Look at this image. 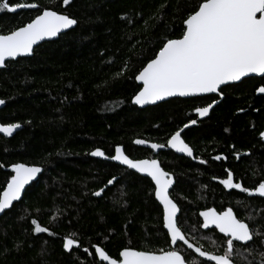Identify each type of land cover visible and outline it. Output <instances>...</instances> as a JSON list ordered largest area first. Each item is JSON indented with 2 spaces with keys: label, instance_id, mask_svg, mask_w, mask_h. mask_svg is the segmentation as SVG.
Masks as SVG:
<instances>
[{
  "label": "trees",
  "instance_id": "trees-1",
  "mask_svg": "<svg viewBox=\"0 0 264 264\" xmlns=\"http://www.w3.org/2000/svg\"><path fill=\"white\" fill-rule=\"evenodd\" d=\"M12 2H36L40 10L69 14L78 23L58 40L38 46L32 57L8 62L0 71V99L5 101L0 123L21 125L10 139L0 135V193L14 174L11 165L24 163L44 170L23 199L0 215V264H99L92 247L96 244L113 258L125 246L157 254L169 250L153 183L127 168L90 157L96 148L114 155L117 145L131 159H158L174 176L171 197L180 208L179 226L197 246L219 254L226 239L201 227L199 213L206 209L223 212L231 207L239 219L252 216L246 222L264 232V198L249 197L220 183L228 171L234 182L248 188L264 181L260 136L264 94L256 92L264 77L226 87L223 98L172 99L145 109L132 103L140 87L135 75L158 52L165 36L181 35L182 20L196 0H76L67 8L62 0ZM37 14V9L0 12V33L28 23ZM125 64L127 70L117 75ZM213 99L220 103L199 121L195 108ZM192 119L196 126L182 135L194 151L192 159L168 150L155 156L134 143L144 139L166 145ZM112 176L117 181L95 196ZM32 218L55 235L34 234ZM72 234L81 246L69 252L63 239ZM179 247L189 260L204 261L184 245ZM248 247L254 249L251 255L237 244L235 264H260L258 253L264 251L260 238Z\"/></svg>",
  "mask_w": 264,
  "mask_h": 264
},
{
  "label": "snow or ice",
  "instance_id": "snow-or-ice-1",
  "mask_svg": "<svg viewBox=\"0 0 264 264\" xmlns=\"http://www.w3.org/2000/svg\"><path fill=\"white\" fill-rule=\"evenodd\" d=\"M62 3L64 6H69L72 0H62ZM165 7L166 3L162 4L158 11L162 12ZM19 9H37L38 14L28 23L6 34L0 33V68L6 67V61L32 55L34 45L38 42L57 37L78 23L77 19L69 14L60 13L51 8L40 10V5L36 2L20 3L0 0V12L6 10L16 13ZM151 18L156 19V15L153 14ZM147 24L148 21H145L146 26ZM182 25L181 35L178 38L165 36L160 42L158 52L135 75V80L141 86L133 97V103L155 104L168 97H196L206 94H216L223 98L224 89L240 82L242 78L251 74L264 77V0H196V3L186 12ZM126 70L127 64L117 75H122ZM256 92L264 94V83L256 88ZM218 102L213 99L206 106L196 107L195 112L199 117H205ZM3 104L5 101L0 99V105ZM196 123L197 120L192 119L184 124V128ZM20 127L18 123L0 124V133L12 136L13 132ZM182 131L183 129H180L172 134L166 145L151 143L150 148L159 150L167 146L192 157L193 149L182 138ZM260 136L264 138V132H261ZM134 143L146 145L148 141L137 139ZM249 154L245 153V155ZM91 155L116 161L128 169L151 178L154 182L155 198L163 205V227L167 229L169 237V250H160L159 254L125 246L113 258L104 247L99 244L92 245L99 264H105V262L107 264H206L209 261L214 264H235L236 242L245 246L249 255L254 249L248 245L254 238L259 237L261 245H264V232L250 227V224L246 222L253 217L239 219L233 208L229 207L219 213L215 209L200 213L203 217L202 228L209 229L214 226L226 237L220 245L223 248L221 253L204 250L202 246L191 242L179 226L180 209L178 204L170 198L169 193L173 179L156 159H131L119 145L115 147L114 155H106L100 148L92 151ZM236 158L239 159L240 154H236ZM214 159L220 160L221 156H216ZM11 170L14 174L10 176L6 188L0 193V213L10 209L14 201L21 200L25 186L43 171L41 167L24 163L11 165ZM117 179L116 176H112L105 187L93 194L100 197ZM220 183L226 189H236L249 197L264 198V181L259 182L254 188H248L241 182H234L233 173L228 171L226 178L221 179ZM30 224L34 234L55 235L49 227L41 225L35 218L31 219ZM181 244L186 246V250H191L205 260L197 261L195 257L189 260L181 251L179 247ZM80 246V241L75 238V234L63 239V248L66 251L71 252ZM83 250L89 253L88 248ZM258 255L260 264H264V251L259 252ZM248 264H252V261Z\"/></svg>",
  "mask_w": 264,
  "mask_h": 264
},
{
  "label": "water",
  "instance_id": "water-1",
  "mask_svg": "<svg viewBox=\"0 0 264 264\" xmlns=\"http://www.w3.org/2000/svg\"><path fill=\"white\" fill-rule=\"evenodd\" d=\"M74 1H76V0H72V3H73ZM72 3H71V4H72ZM71 4H70V5H71ZM70 5H69V6H70ZM69 6H64V5H63L64 8H67V7H69ZM76 26H77V25L73 26V27L70 28V29L65 30L64 32H62L61 34H59L57 37H54V38H51V39H46V40H44V41H40V42H38L37 45H34V50H35L38 46H40L41 44H44V43H47V42H52V41H56V40H58L59 37H60L61 35L66 34V33L70 32V31L74 30V29L76 28ZM33 52H34V51H33ZM32 56H33V54H32V55H29V56H21V57H17L15 60H9V61H6V64H7L8 62H11V61H17L18 59H23V58H30V57H32ZM3 69H5V67H4V68H0V71L3 70ZM251 77H261V76H259V75H257V74H251V75H249L248 77H244V78H242V80H241L240 82H242L244 79L251 78ZM136 82H137V81H136ZM240 82H236V83H234V84H238V83H240ZM137 84H138L139 86H141V85L139 84V82H137ZM234 84H233V85H234ZM205 96H217V95H216V94H206V95L196 96V97H205ZM196 97H179V96H176V97H168V98H166V99L163 100V101H157L155 104H145V105H137V104L133 103V101H132V103H133L134 106H136V107H138V108H140V109H145V108H148V107H152V106H156V105H159V104H162V103L168 102V101H170V100H172V99H190V98H196ZM219 103H220V101H219L217 104L213 105V107L210 109V111H209V113H208L207 116H205V117H199L198 114H197V116H198V120H199V121H203V120H205L206 118H208V117L210 116L212 110H213V109H214ZM2 108H3V105H0V111L2 110ZM0 124H1V123H0ZM196 124H197V123H196ZM196 124H195V125H190L188 128H183V131L181 132V136L183 135V133H184L185 130H187V129L191 128V127L196 126ZM19 130H20V128L16 129V130L13 132L12 136H7V135L4 134V133H0V135L3 136L4 138H8V139H10V138H12V137H13V136H14ZM182 138H183V136H182ZM150 144H151V143L148 142V144H146V145H137V146H138V147H142V148H146V149L151 150L155 156L159 155L160 152H163V151L168 150V151H172L174 154H176L177 156H180V157H184V158H188V159H192V158L194 157V151H193V156H192V157H189V156H187L186 153L176 152L175 149H172V148L167 147V146L164 147L163 149L153 150V149L150 148ZM123 149H124V148H123ZM125 154H126V153H125ZM90 157H91V158H94V159H98V160L109 161V162H112V163H114V164H116V165H119V166H121V167L127 168L126 166H124V165H122V164H119V163L116 162V161H112V160H110V159H104V158H102V157H94V156H92L91 154H90ZM129 158H130V157H129ZM156 160H157V161L160 163V165H161V162H160L158 159H156ZM161 167H162V165H161ZM162 168H163V167H162ZM42 169H43V168H42ZM127 169H128V168H127ZM163 169H164V168H163ZM129 170H131V171L134 172L135 174H137V175H139V176H141V177L147 178V179H149V180L151 181V178H150V177H147L146 175L141 174V173H137L135 170H132V169H129ZM43 171H44V170H43ZM43 171H42L41 173L37 174V177H36L35 180L31 181L28 185L25 186V190H24V192L22 193L21 200L23 199V196H24L26 190H27L32 184H34L35 182H37V181L40 179V177H41L42 174H43ZM169 174H170V173H169ZM170 175H171V177H172V179H173V185H172V187L169 189L170 198L172 199V197H171V193H172V190H173V188H174V186H175V178H174V176H173L172 174H170ZM151 182H152V181H151ZM152 183H153V185H154V182H152ZM155 199H156V198H155ZM21 200H19V201H14V202H13V205L16 204V203H18V202H20ZM156 201L158 202V204H159V205L162 207V209H163V205H161L160 202H159L157 199H156ZM173 201H174V200H173ZM174 202H175V201H174ZM178 207H179V206H178ZM179 209H180V208H179ZM8 210H9V209H6L5 212L8 211ZM207 210H208V209H206V210H202V211H207ZM202 211H200V213H201ZM216 211H217V210H216ZM217 212H218V211H217ZM3 213H4V212H3ZM3 213H0V215L3 214ZM200 213H199V216H200ZM218 213H219V212H218ZM234 213H235V212H234ZM179 216H180V212L178 213V217H179ZM200 218H201V220H202V222H203V217L200 216ZM164 229H165V231L167 232V229H166V228H164ZM209 229L216 230L221 236L224 237V234L220 233L219 230H218V229H215L214 226H213V227H210ZM225 238H226V237H225ZM251 242H252V241H251ZM251 242H249V243H251ZM236 243H237V244H240V242H236ZM185 247H186V246H185ZM189 251H191V250H189ZM191 252H192V251H191ZM194 254H195V253H194ZM195 255L198 257V254H195ZM199 258H200V257H199ZM200 259L205 260V258H200ZM209 263L214 264V262H210V261H209ZM105 264H107V262H105Z\"/></svg>",
  "mask_w": 264,
  "mask_h": 264
}]
</instances>
